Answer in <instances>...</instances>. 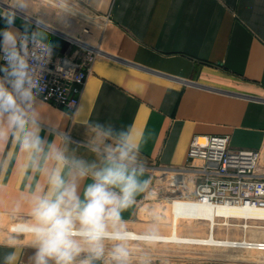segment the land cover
<instances>
[{
    "label": "crops",
    "instance_id": "crops-1",
    "mask_svg": "<svg viewBox=\"0 0 264 264\" xmlns=\"http://www.w3.org/2000/svg\"><path fill=\"white\" fill-rule=\"evenodd\" d=\"M35 6L50 14L47 39L54 51L71 54L90 46L98 52L74 110L40 98L41 136L50 142L56 133L84 142L86 129L72 115L77 110L116 128L134 125L144 132L141 156L151 181L152 169L186 161L194 134H227L233 146L262 147L264 0H72L61 18L53 14L52 0H35ZM6 149L0 145V160ZM75 154L95 159L83 147ZM263 156L264 150L261 171ZM24 162L17 151L14 163L0 167V264L13 250L15 264H32L35 252L27 236L17 239L15 249L7 244L13 224L31 219V194L47 187L51 164L42 162L45 171L29 173ZM90 182L79 181L81 198ZM148 189L124 212L128 230L141 223L136 216ZM146 254L130 264H264L193 248L156 246Z\"/></svg>",
    "mask_w": 264,
    "mask_h": 264
},
{
    "label": "clouds",
    "instance_id": "clouds-1",
    "mask_svg": "<svg viewBox=\"0 0 264 264\" xmlns=\"http://www.w3.org/2000/svg\"><path fill=\"white\" fill-rule=\"evenodd\" d=\"M71 2L52 0L53 14L61 18ZM48 15L35 0H0L5 25L0 29V145H7L0 167L14 163L17 151L25 155L26 172L45 171L42 162L51 164L47 187H37L28 202L31 219L13 224L7 244L15 249L17 239L27 236L35 249L32 264H130L133 233L124 212L151 183L141 156L144 132L134 125L116 128L77 110L72 114L75 123L86 129L82 144L67 133H56L51 142L41 136L37 106L44 90L42 73L53 49L47 39ZM17 19L20 28L15 26ZM80 147L95 159L78 157ZM84 179L91 182L81 198L77 188ZM142 239L152 242V232ZM17 259L13 250L3 264Z\"/></svg>",
    "mask_w": 264,
    "mask_h": 264
},
{
    "label": "built area",
    "instance_id": "built-area-1",
    "mask_svg": "<svg viewBox=\"0 0 264 264\" xmlns=\"http://www.w3.org/2000/svg\"><path fill=\"white\" fill-rule=\"evenodd\" d=\"M97 54L90 46L74 49L71 54L52 49L42 73L44 90L40 98L74 110ZM263 150L264 142L261 148L255 149L231 145L227 134H194L189 142L186 161L178 166L160 168L170 179L167 188L171 193L170 203L264 209V171L260 170ZM230 219L242 221L236 226L243 231L251 227L249 221L253 220ZM256 220L264 222V218ZM219 238L228 239L224 244L226 247L264 250V240L261 239H250L245 235Z\"/></svg>",
    "mask_w": 264,
    "mask_h": 264
},
{
    "label": "rangeland",
    "instance_id": "rangeland-1",
    "mask_svg": "<svg viewBox=\"0 0 264 264\" xmlns=\"http://www.w3.org/2000/svg\"><path fill=\"white\" fill-rule=\"evenodd\" d=\"M152 174V181L146 198H144L143 205L136 216V221L141 223H137L138 225L131 229L138 232H144L142 230L147 228L153 230L152 233L205 236L208 231V222L206 220L194 218L195 206H193L191 202L170 203L169 195L171 193L167 189L169 182L166 179L167 173L163 171L158 172L152 169ZM217 220L222 221V218H217ZM15 222L16 221L13 223ZM23 222L27 221L19 220L16 223ZM241 222L242 221L240 220H231L233 225H226L223 223L216 224L214 229L215 237L219 238L222 236L221 238H239L245 235L250 239L264 240V228L257 227L264 225V222L250 220L249 223L251 224V227H248L245 231L239 226H236L237 223ZM156 246H166L178 249L193 248L195 250H205L209 252L222 251L243 259L264 261V257H262L264 256V250L163 241L146 243L145 241L140 240H130L129 247L132 253L131 262L144 258V256L147 255V248H154Z\"/></svg>",
    "mask_w": 264,
    "mask_h": 264
},
{
    "label": "bare ground",
    "instance_id": "bare-ground-1",
    "mask_svg": "<svg viewBox=\"0 0 264 264\" xmlns=\"http://www.w3.org/2000/svg\"><path fill=\"white\" fill-rule=\"evenodd\" d=\"M155 171H162L159 168H155ZM169 183V182H168ZM192 203V202H191ZM195 206V219L206 220L208 222V231L205 236H192V235H175V234H153V241H168V242H178V243H188V244H202L208 246H221L226 247L225 241L228 239H220L215 237L214 229L216 224L224 223L230 225L231 217L235 218H249V219H260L264 218V209L254 208V207H239V208H227L218 207L212 208L207 204H197L192 203ZM221 216L222 221L217 220ZM257 227L264 228V225ZM133 233L132 239H142V237L147 233H139L129 230ZM143 240V239H142ZM224 241V242H223Z\"/></svg>",
    "mask_w": 264,
    "mask_h": 264
}]
</instances>
